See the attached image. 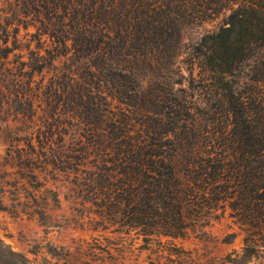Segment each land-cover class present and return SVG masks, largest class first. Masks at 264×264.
<instances>
[{
    "label": "trees",
    "instance_id": "trees-1",
    "mask_svg": "<svg viewBox=\"0 0 264 264\" xmlns=\"http://www.w3.org/2000/svg\"><path fill=\"white\" fill-rule=\"evenodd\" d=\"M43 7L38 35L53 45L38 66L45 128L31 120L39 112L30 103L25 132L34 143L36 130L38 144L12 156L20 160L14 166L35 174L53 165L92 229L116 225L152 252L229 209L243 246L225 263L255 264L264 247V92L254 84L264 80L233 76L264 46V0H43ZM220 16L218 29L198 41L188 73L204 87L217 78L215 93L206 91L215 112L191 121L185 103L143 83L173 66L185 26ZM65 119L71 137L48 136ZM0 264L34 263L0 237Z\"/></svg>",
    "mask_w": 264,
    "mask_h": 264
},
{
    "label": "rangeland",
    "instance_id": "rangeland-1",
    "mask_svg": "<svg viewBox=\"0 0 264 264\" xmlns=\"http://www.w3.org/2000/svg\"><path fill=\"white\" fill-rule=\"evenodd\" d=\"M38 12L44 20L43 0H0V237L34 264H226V255L241 251L243 246V232L229 209L200 232H191L185 238H163L168 242L166 248L152 252L140 249L139 239L120 236L113 230L116 225L100 231L92 229L93 223L82 216V204L72 201L71 185L64 183L53 165L35 174L14 166L20 160L13 157L22 147L38 144L35 129L34 143L25 132L32 125L27 122L30 103L37 105L39 112L31 120L41 125L36 126L38 131L45 128L39 103L45 71L38 66L53 45L38 35ZM221 23L222 16L185 26L173 66L163 64L143 83L144 88L150 84L151 90L168 95L170 102L185 103L191 121L209 119L215 112V100H210L206 91L211 88L215 93L217 78L204 87L188 73L198 41ZM251 52L239 63L234 79L248 83L249 79L264 80V46L256 45ZM260 83L254 86L264 92ZM68 122L65 119L55 133L47 135L55 140L69 139ZM14 145L16 151L8 155ZM232 232L236 234L234 239L225 242L224 237ZM262 249V257L255 264L264 260Z\"/></svg>",
    "mask_w": 264,
    "mask_h": 264
}]
</instances>
